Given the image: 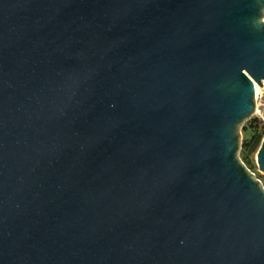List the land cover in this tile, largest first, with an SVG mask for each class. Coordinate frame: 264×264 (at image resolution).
Returning a JSON list of instances; mask_svg holds the SVG:
<instances>
[{
	"label": "water",
	"instance_id": "1",
	"mask_svg": "<svg viewBox=\"0 0 264 264\" xmlns=\"http://www.w3.org/2000/svg\"><path fill=\"white\" fill-rule=\"evenodd\" d=\"M263 11L0 0V264H264Z\"/></svg>",
	"mask_w": 264,
	"mask_h": 264
},
{
	"label": "trees",
	"instance_id": "2",
	"mask_svg": "<svg viewBox=\"0 0 264 264\" xmlns=\"http://www.w3.org/2000/svg\"><path fill=\"white\" fill-rule=\"evenodd\" d=\"M245 136L241 142L240 159L250 170L255 167L251 162V155L257 151L262 138L264 137V124L262 121L253 116L242 126Z\"/></svg>",
	"mask_w": 264,
	"mask_h": 264
},
{
	"label": "built area",
	"instance_id": "3",
	"mask_svg": "<svg viewBox=\"0 0 264 264\" xmlns=\"http://www.w3.org/2000/svg\"><path fill=\"white\" fill-rule=\"evenodd\" d=\"M264 13V11H263ZM264 22V16L262 17ZM254 116L264 122V82L260 87L255 83V112Z\"/></svg>",
	"mask_w": 264,
	"mask_h": 264
},
{
	"label": "rangeland",
	"instance_id": "4",
	"mask_svg": "<svg viewBox=\"0 0 264 264\" xmlns=\"http://www.w3.org/2000/svg\"><path fill=\"white\" fill-rule=\"evenodd\" d=\"M262 121V120H261ZM262 123L264 124V122L262 121ZM245 136V133L243 132L242 128H241V142H242V139L243 137ZM239 157H240V150H239ZM251 162L254 163L255 167L252 168V172L255 174V177L258 178L263 187H264V173L259 171L258 168H257V165H256V151L251 155Z\"/></svg>",
	"mask_w": 264,
	"mask_h": 264
}]
</instances>
